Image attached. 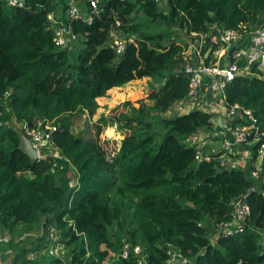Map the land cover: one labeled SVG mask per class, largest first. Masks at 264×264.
I'll return each mask as SVG.
<instances>
[{
    "label": "trees",
    "instance_id": "1",
    "mask_svg": "<svg viewBox=\"0 0 264 264\" xmlns=\"http://www.w3.org/2000/svg\"><path fill=\"white\" fill-rule=\"evenodd\" d=\"M66 2L25 0L24 7L11 8L0 0V225L14 237L23 226L53 225L67 250L66 258L28 259L46 234L20 248L13 264H138L136 245L149 264H168L170 251L192 264H264V165L256 182L248 170L223 165L221 153L198 160L188 139L212 128L214 114L195 108L165 116L188 99L190 77L170 34L145 31L148 22L161 19L178 21L187 35L212 25L264 27V0H168L169 16L153 0H100L92 24L71 22L82 37L75 50L56 47L48 20L53 11L65 13ZM116 22L134 40L120 55L106 45ZM142 79L151 84L138 107L126 101L127 111L102 114L93 122V139L72 132L75 116L88 112L94 118L100 98ZM225 95L229 105L251 110L264 132V78L238 76ZM12 118L29 126L52 122V139L64 159L30 160L19 149L20 132L9 126ZM112 130L122 134L119 142L102 141ZM71 164L79 175L74 186L63 174ZM244 194L250 224L243 233L217 237V225L232 219ZM126 244L131 255L123 259Z\"/></svg>",
    "mask_w": 264,
    "mask_h": 264
},
{
    "label": "built area",
    "instance_id": "2",
    "mask_svg": "<svg viewBox=\"0 0 264 264\" xmlns=\"http://www.w3.org/2000/svg\"><path fill=\"white\" fill-rule=\"evenodd\" d=\"M4 1L11 8H22L25 6V0ZM153 1L159 5L162 0ZM66 5L65 13L62 9L53 11L49 13L48 20L55 32L56 47L75 50L82 37L73 32L71 22L82 20L86 24H92L94 13L100 11V0H87L85 3H80L78 0H67ZM116 26V28H112L109 31L106 45L120 55L124 53L128 44L134 42V40L132 38L127 39L119 29L120 22H116ZM188 36H191L192 40L189 43L188 50L186 49L183 52L185 64L182 66V70L190 77L188 103L178 102L174 108L177 113H180L179 111L185 113L184 111H186L188 105H190V111L195 108L203 110L198 107L200 90L207 88L212 91L215 94L217 103L224 107L227 118L238 119L233 125L231 122L222 121L221 115H214L213 117L212 123L216 129L211 131V136L213 138L221 137L224 145V152L221 153L219 160L223 165L233 164V166L241 168L247 161L246 169L251 179L257 182L262 174L259 168L262 169L264 165V132L258 127V120L251 110L245 109L238 104H228L225 87L228 82L238 76L264 78V27H247L243 25L241 30H228L212 25L207 31L190 33ZM1 115L2 111L0 110ZM219 121L222 123L219 124ZM18 123L23 124V129L20 132L26 134L33 147L38 151V160L56 162L64 159L61 149L55 145L52 139V131L55 129L52 122L37 120L33 126H29L26 122ZM220 131H223V133ZM226 132L231 134L233 141L226 139ZM206 133L208 134L209 132L199 131L188 139V144L197 148L199 161L203 159L211 160V154H205L203 151V145H205L204 142L206 140L200 136V134L205 135ZM236 145H241L242 147L248 145L249 147L246 146L247 150L240 155L233 149ZM254 146H258L256 154L252 150ZM236 155L244 158V164L239 162L232 163L231 158ZM72 167L74 166L72 165ZM60 168L63 169L62 166ZM78 176L76 172L74 175L76 183L73 186L77 185ZM256 189L257 187L252 188L253 191H256ZM250 216L251 208L248 203V195L244 194L234 203L232 219L217 225L216 236L224 235L230 237L243 233L250 224ZM46 234L47 240L43 247L37 253L28 255V259L37 260L46 256L66 258L64 246L59 244L60 231L57 227L53 225L43 226L36 237H42ZM24 239L23 237H14L9 230L0 225V264H5L4 257L7 255V252L3 251L2 247L11 244L15 240L24 241ZM261 243L264 248V233ZM130 247L129 244H126L119 257L128 259L131 255ZM133 252L138 259V264H149L147 254L142 246H134ZM169 254L171 258L168 263L172 264L174 261L182 260L181 255L176 251H170Z\"/></svg>",
    "mask_w": 264,
    "mask_h": 264
},
{
    "label": "rangeland",
    "instance_id": "3",
    "mask_svg": "<svg viewBox=\"0 0 264 264\" xmlns=\"http://www.w3.org/2000/svg\"><path fill=\"white\" fill-rule=\"evenodd\" d=\"M158 6H159L160 10L163 11L165 16H169L170 10L167 8L168 3L166 0H162L161 2H159ZM142 19H143V21H145L146 17H144V14L139 13V20H142ZM145 23H147V22H145ZM145 31L150 33V34H155V35L157 33L159 34L161 32L170 34V36L167 37V39L168 40H171V39L175 40L177 42V44H179L181 46V48L183 50L182 52H184L186 49L188 50L189 43L192 40V37L188 36L185 33V31L181 29L179 22L178 21H172L171 19L170 20L161 19V20H158L156 23L148 22ZM194 33H197V32H194ZM79 44L77 45L78 47H79ZM78 47H76L75 49H78ZM75 55H76V51H74V53L71 56V62L72 63L74 62ZM157 81H158V82H156L157 87H159L163 84L162 81H160V80H157ZM150 82L151 81L149 79L137 80V81L132 82V83L128 84L127 86L119 89V90H121L120 92H118V89L113 90L111 92H108L106 97L100 98L98 100L99 105H100V109L98 110V112L94 116V118H92V116L88 112H85L84 115L74 117L72 132L75 135L81 136V137L86 138V139H93V137L95 138L96 130L93 126L94 120H97L102 114H110L111 112H113V110H117V112L127 111L124 107H122V104L126 101H130L134 106L138 107L139 106L138 102L140 100H146V98L148 96V93L150 91V84H151ZM148 103H150V102H148ZM183 104H185V102H183ZM206 107L209 110H213L209 106H206ZM188 110L189 109H187L184 112L186 113V112H188ZM177 111H179V110H177ZM179 112L180 113H177L176 109L173 108L170 111H168L165 114V116L169 117V116H173L175 114H184V113H181V111H179ZM9 126H11L12 128L13 127L16 128L19 132H20V130L23 129V124L18 123L13 118L9 122ZM156 131H159V128H156ZM120 135H122V134L119 133L117 130L116 131L112 130L111 133H109V131H105L102 134L101 139H102V141H109V142L114 141V143H115V142H119V140L122 138ZM205 139H208V138H205ZM210 144H211V142H210ZM204 146L205 145H203V150L206 151ZM244 147H246V145H244ZM247 147H249V146H247ZM223 148H224V145L222 142L221 148H219L220 151L216 152V154L223 153L224 152ZM207 152H209V151H207ZM239 154L241 155L242 153L239 152ZM242 158L243 157L242 156L240 157L239 155L232 156L231 161H232V163L239 162L241 164H244V161L243 162L241 161ZM64 171H65V173H63V174H65V177L69 180V184L73 185L74 183H76V178L74 177V175L76 174L75 168L72 166H69L68 168H65ZM259 171L263 172V169L259 168ZM60 173H62V172H60ZM40 231L41 230L38 228V225H34L31 228H26L25 226L20 227L17 231V235H19L20 238L24 237L26 234H32L31 236L33 238L31 240H29L30 241L29 243H28V240L27 241L15 240L11 244H9L7 246H3L2 247L3 251L7 252V255L4 257V260L6 261L5 264H13V260L16 256V254L20 251V248L25 247V246L29 247L30 245H32V242H34V240H37L35 238H37L36 236L40 233ZM212 240L214 242L215 238H213ZM59 244L62 245L61 243H59ZM64 249H65V246H64ZM66 254H67V250L65 249V255ZM112 258H114V257H112ZM111 261L112 260H108L105 264H107ZM168 264H171V263H168ZM172 264H192V262H184V260H177V261L172 262Z\"/></svg>",
    "mask_w": 264,
    "mask_h": 264
},
{
    "label": "crops",
    "instance_id": "4",
    "mask_svg": "<svg viewBox=\"0 0 264 264\" xmlns=\"http://www.w3.org/2000/svg\"><path fill=\"white\" fill-rule=\"evenodd\" d=\"M183 102H185V104L188 103V99L183 100L180 103H183ZM198 103H199V106L198 107H201L203 110H205L207 112H210V113L214 114L215 116L221 115L220 116L221 120L224 121V122H226V123H230L231 122L234 125L238 121V119H228L227 118V116L225 115V111L223 110L224 107H222L221 105H219L217 103V99L215 97V94H213V92L210 91L207 88H202L200 90V93H199V96H198ZM206 106H209L213 110L207 109ZM186 108L189 109L190 108V105H188ZM189 111L190 110H188V112ZM188 112H186V113H188ZM220 121L218 122L219 124L222 123ZM215 129L216 128L213 125L212 128H210L208 130H202V132H206V131L209 132L208 134L207 133L205 135L200 134L201 138H204V139H205V137L208 138V139H205L206 141L204 142L205 143V146L204 147H205V150H206V151L203 150L204 153L207 152V151H209L206 154H212V153H216V152H219L220 151L219 148H221V144L223 142V139L221 137L220 138L219 137L213 138L211 136V131L212 130H215ZM220 132L223 133V131H220ZM225 135H227L226 139H229L230 141H233V138H232L231 134H229V133L226 132ZM210 142H211V144H210ZM246 146H248V145H246ZM233 149L237 153H239V152L244 153L247 150L246 147H244V146L242 147L241 145H236ZM241 161L243 162L244 159L242 158ZM246 167H247V161H246V164L243 165L242 169L247 170Z\"/></svg>",
    "mask_w": 264,
    "mask_h": 264
},
{
    "label": "water",
    "instance_id": "5",
    "mask_svg": "<svg viewBox=\"0 0 264 264\" xmlns=\"http://www.w3.org/2000/svg\"><path fill=\"white\" fill-rule=\"evenodd\" d=\"M21 143L19 149L32 161H38V151L24 132H20Z\"/></svg>",
    "mask_w": 264,
    "mask_h": 264
}]
</instances>
